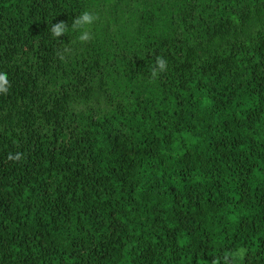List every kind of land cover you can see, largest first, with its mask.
<instances>
[{
	"label": "trees",
	"instance_id": "trees-1",
	"mask_svg": "<svg viewBox=\"0 0 264 264\" xmlns=\"http://www.w3.org/2000/svg\"><path fill=\"white\" fill-rule=\"evenodd\" d=\"M0 82V264H264V0H0Z\"/></svg>",
	"mask_w": 264,
	"mask_h": 264
},
{
	"label": "clouds",
	"instance_id": "clouds-1",
	"mask_svg": "<svg viewBox=\"0 0 264 264\" xmlns=\"http://www.w3.org/2000/svg\"><path fill=\"white\" fill-rule=\"evenodd\" d=\"M92 19H93L92 16H90L88 13H84L79 19L76 20L74 27L75 26L83 27L84 25L91 23ZM63 31H64V25L62 23L58 22V23L54 24L52 27V32L56 36H60L61 34H63ZM80 39H85V35L82 34L80 36ZM157 63L159 65L160 69L163 70L165 67L164 60L160 59L157 61ZM3 90H6V89L4 87V84L2 82H0V91H3Z\"/></svg>",
	"mask_w": 264,
	"mask_h": 264
}]
</instances>
